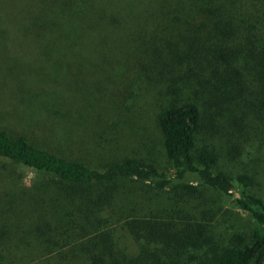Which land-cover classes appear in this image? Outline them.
Returning <instances> with one entry per match:
<instances>
[{
    "label": "trees",
    "instance_id": "trees-1",
    "mask_svg": "<svg viewBox=\"0 0 264 264\" xmlns=\"http://www.w3.org/2000/svg\"><path fill=\"white\" fill-rule=\"evenodd\" d=\"M26 3L20 34L38 67H120L121 75L110 90L114 109L83 114L54 96L69 155L0 130V213L13 217L0 218V264L14 256L27 264L33 252L51 255L48 264H261L264 203L249 192L248 172L224 165L264 161V0ZM5 8L0 0V67H14ZM132 81L156 91L155 143L166 171L124 154L118 132L107 139L93 124L100 111L112 128L136 122L137 96L123 95ZM58 84L53 90L64 95ZM145 132L139 136L151 143ZM17 165L32 172V183L17 175ZM236 186L234 204L256 226L222 241L212 224L218 209L204 190L227 195ZM117 229L135 254L118 247Z\"/></svg>",
    "mask_w": 264,
    "mask_h": 264
},
{
    "label": "rangeland",
    "instance_id": "rangeland-1",
    "mask_svg": "<svg viewBox=\"0 0 264 264\" xmlns=\"http://www.w3.org/2000/svg\"><path fill=\"white\" fill-rule=\"evenodd\" d=\"M20 2L5 0L4 15L8 19L7 24L10 27L9 46L11 49L8 55L11 54V50H15L18 51V57L14 67H0V130H6L10 134H23L41 148L69 155L70 145L66 140L67 134L64 130L67 125L61 115L56 114V109L54 110L52 106L53 102H59V98L54 100V96H65L69 103L79 106V113L83 114L86 113L87 107L95 110H101L103 106L114 109L115 103L113 99L109 98V95L115 96L110 90L116 87L120 79L121 68L38 67L37 61L34 63V55L29 53L31 51L28 41L21 37L23 31L20 34L19 24L23 28V24L27 22L25 19H20V13L23 11L25 13L27 9L26 0H20ZM21 7H23V11ZM7 48L6 44V50ZM7 58L6 62L8 63ZM102 76L106 81L102 79ZM53 83L63 85L64 95H58L59 93L53 90ZM98 86H100L99 90L105 88L103 97L96 91ZM124 90L123 95L126 98H129L130 95L132 97V92L137 96L136 122L131 121L123 125L125 131L119 130V127L112 128L110 126L111 119H106L109 116L100 111L99 115L93 119L95 121L93 124L95 127H99L107 139H111L118 132L120 146L128 147L124 148L125 152L121 151L124 154L139 155L147 160L150 159L160 170H168L170 167L162 154V149L158 146V142L155 143L158 138L153 122L154 98L157 96L155 89L150 87L146 81H132L124 86ZM44 101L51 103V108L48 111L43 109ZM99 102H103L102 106ZM112 119L118 120V118ZM144 131H146V135H151V143L139 136ZM224 168L230 173L238 170L248 172L254 181V185L248 189L249 192L258 196L264 203V161L260 165L256 163L240 166L225 164ZM16 173L25 184L32 183L34 176L31 171L17 165ZM238 189L236 186L227 195H218L204 190L207 204L210 206L215 204L218 209V217L213 219L212 224L215 232L214 237L221 238L222 241L228 240L235 230L249 234L256 226L250 216L239 210L234 204V200L238 197ZM0 218L3 221L5 218L8 222L13 220L12 216L2 213H0ZM116 234L120 238L118 247L135 254V246L127 236H123L125 235L124 230L117 229ZM50 256L42 252H33L26 262L27 264H48L52 260ZM10 260H14L12 264H24L16 256Z\"/></svg>",
    "mask_w": 264,
    "mask_h": 264
},
{
    "label": "water",
    "instance_id": "water-1",
    "mask_svg": "<svg viewBox=\"0 0 264 264\" xmlns=\"http://www.w3.org/2000/svg\"><path fill=\"white\" fill-rule=\"evenodd\" d=\"M261 264H264V250H263V254H262Z\"/></svg>",
    "mask_w": 264,
    "mask_h": 264
}]
</instances>
